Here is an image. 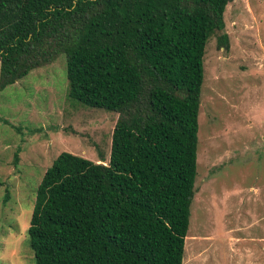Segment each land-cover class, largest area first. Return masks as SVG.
<instances>
[{
	"label": "trees",
	"instance_id": "obj_1",
	"mask_svg": "<svg viewBox=\"0 0 264 264\" xmlns=\"http://www.w3.org/2000/svg\"><path fill=\"white\" fill-rule=\"evenodd\" d=\"M231 2L0 0V91L65 55L68 97L119 114L108 165L63 152L45 172L35 264H183L206 47L229 49Z\"/></svg>",
	"mask_w": 264,
	"mask_h": 264
},
{
	"label": "rangeland",
	"instance_id": "obj_2",
	"mask_svg": "<svg viewBox=\"0 0 264 264\" xmlns=\"http://www.w3.org/2000/svg\"><path fill=\"white\" fill-rule=\"evenodd\" d=\"M225 23L229 49L206 47L183 264H264V0H233ZM118 117L68 97L65 55L0 91V264H35L45 172L63 152L108 165Z\"/></svg>",
	"mask_w": 264,
	"mask_h": 264
}]
</instances>
